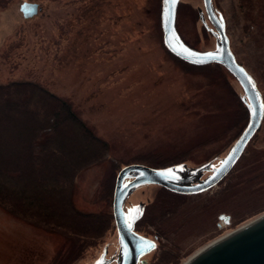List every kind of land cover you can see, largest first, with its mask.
Listing matches in <instances>:
<instances>
[{
	"label": "rangeland",
	"instance_id": "obj_1",
	"mask_svg": "<svg viewBox=\"0 0 264 264\" xmlns=\"http://www.w3.org/2000/svg\"><path fill=\"white\" fill-rule=\"evenodd\" d=\"M26 1L40 6L28 19L20 10ZM251 2L254 9L248 11L240 0H213L225 18L232 50L264 96V0ZM162 4L0 0V81L32 79L48 87L70 101L109 147L100 163L80 173L74 189L76 206L97 222L85 224L75 213L62 214L61 207L53 219L33 217L27 222L0 207V264H93L106 246L108 257L115 256L118 235L108 230L107 213L114 179L124 165L217 162L245 129L249 113L237 79L223 65L189 64L164 45ZM201 8L205 12L203 0H181L177 28L191 47L206 51L215 48L216 38L201 21ZM252 149H257L258 161L249 164ZM233 170L210 190L186 194L181 208L161 222L157 208L168 199L161 186L144 185L130 196L126 208L144 202L149 207L145 216H153L143 228L154 232L149 237L158 245L143 257L145 264L172 258L177 261L166 264H185L264 214V203L255 208L257 200L264 201V122ZM231 181L237 182L235 190L220 202L216 198ZM62 222L78 233L64 231ZM153 223L168 235L157 239L160 229ZM90 233L94 237L83 236Z\"/></svg>",
	"mask_w": 264,
	"mask_h": 264
},
{
	"label": "trees",
	"instance_id": "obj_2",
	"mask_svg": "<svg viewBox=\"0 0 264 264\" xmlns=\"http://www.w3.org/2000/svg\"><path fill=\"white\" fill-rule=\"evenodd\" d=\"M240 5L244 10L254 9L251 0H240ZM247 17L249 19L248 14ZM239 62L242 64L240 60ZM108 151L107 142L81 119L70 101L32 79L0 81V207L2 209L24 221L32 222L33 217L53 219L57 214V207L58 210L61 207L62 214L75 213L74 217L80 216L82 221L87 220L91 226L97 220H94L90 213L76 206L74 189L80 173L100 163ZM257 154V149H252L246 158V163L257 162ZM252 168L254 169L255 166L250 167ZM115 180L116 177L111 192L112 201ZM240 183L238 182V185ZM226 185L228 187L224 188L222 196L216 198L220 202L221 199H228V192L235 190L237 182L231 181ZM162 191L168 199L162 201L160 209L157 208L159 222L162 218L166 220L167 217H171V212L180 209V202L185 201L184 197H186V194L175 193L166 188ZM255 203L257 210L264 201L257 200ZM148 208L146 207V211ZM224 213L226 212H221V216L228 217ZM145 214L137 222L136 230L149 237L154 232L145 231L143 222L152 221L148 218L152 215L145 216ZM107 215L110 221L108 230H116L113 210L110 209ZM59 226L64 231L78 233V230L69 229L72 225L68 222H62ZM156 226L159 230L160 225ZM161 229L158 231L159 235H156L157 239H160L161 235H168L167 231ZM83 236L94 237L91 233ZM178 246L173 249L177 253L180 250ZM163 259L165 258H160ZM173 259L162 262L175 263L177 260Z\"/></svg>",
	"mask_w": 264,
	"mask_h": 264
},
{
	"label": "water",
	"instance_id": "obj_3",
	"mask_svg": "<svg viewBox=\"0 0 264 264\" xmlns=\"http://www.w3.org/2000/svg\"><path fill=\"white\" fill-rule=\"evenodd\" d=\"M180 1L163 0L161 24L164 45L189 64L223 65L243 89L242 100L247 106L249 121L227 154L217 162L212 160L200 166H189L186 162L166 167L143 163L124 165L116 176L112 202L119 250L116 256L108 258L106 246L93 264H145L143 257L154 251L158 244L155 239L136 230L137 222L145 214L146 204L140 202L126 208L130 196L144 185H159L179 194L210 190L233 170L264 122V96L256 78L239 62L232 50L225 18L215 9L213 0H203L205 12L202 8L199 10L204 26L216 38L215 48L206 51L191 47L180 35L177 28ZM20 10L28 19L39 13L40 6L37 2L26 1L21 4ZM206 173L208 175L205 176ZM185 264H264V214L212 242Z\"/></svg>",
	"mask_w": 264,
	"mask_h": 264
},
{
	"label": "snow or ice",
	"instance_id": "obj_4",
	"mask_svg": "<svg viewBox=\"0 0 264 264\" xmlns=\"http://www.w3.org/2000/svg\"><path fill=\"white\" fill-rule=\"evenodd\" d=\"M172 2H173V3H175V2H176V0H172ZM152 247H154V245H152Z\"/></svg>",
	"mask_w": 264,
	"mask_h": 264
},
{
	"label": "flooded vegetation",
	"instance_id": "obj_5",
	"mask_svg": "<svg viewBox=\"0 0 264 264\" xmlns=\"http://www.w3.org/2000/svg\"><path fill=\"white\" fill-rule=\"evenodd\" d=\"M116 256V255H115ZM107 257H108V255H107ZM108 258H111V257H108Z\"/></svg>",
	"mask_w": 264,
	"mask_h": 264
},
{
	"label": "bare ground",
	"instance_id": "obj_6",
	"mask_svg": "<svg viewBox=\"0 0 264 264\" xmlns=\"http://www.w3.org/2000/svg\"><path fill=\"white\" fill-rule=\"evenodd\" d=\"M222 237H223V236H222ZM222 237H221V238H222ZM219 239H220V238H219ZM219 239H218V240H219Z\"/></svg>",
	"mask_w": 264,
	"mask_h": 264
}]
</instances>
